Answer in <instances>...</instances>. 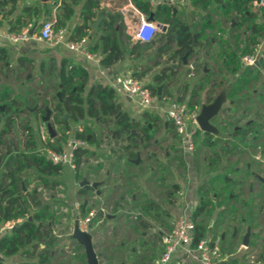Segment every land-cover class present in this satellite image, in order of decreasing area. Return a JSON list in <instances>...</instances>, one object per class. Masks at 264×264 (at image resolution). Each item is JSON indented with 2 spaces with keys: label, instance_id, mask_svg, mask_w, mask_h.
<instances>
[{
  "label": "trees",
  "instance_id": "16d2710c",
  "mask_svg": "<svg viewBox=\"0 0 264 264\" xmlns=\"http://www.w3.org/2000/svg\"><path fill=\"white\" fill-rule=\"evenodd\" d=\"M10 1L4 0L1 4L6 5ZM81 1L62 0L61 13L54 20L55 29L66 27L67 20L75 14L74 5ZM189 1L194 8L199 9L198 13H200V19L192 23L183 20L175 12L174 7L167 3L153 5L150 0H132L136 8L145 15H153L154 21L168 25V29L165 32L161 31L159 36L149 44H153V42L156 44L164 43L163 51L171 50L169 60L177 59L180 63L183 61L181 57L191 49L188 58L194 57V70H198L200 67L199 52L208 49L211 42L216 40L215 35L209 33L214 25L210 15L206 13L209 8L216 5L222 9L223 14L227 16L230 23L233 20L237 22L231 28L240 29L241 26L246 25L251 33L250 38L245 37L243 33L231 35L234 40L233 44L228 39L221 37L219 39L218 57L230 73L240 72L235 83L247 82L250 77H256V71L244 67L240 60L242 54L253 50L250 48L251 45H257L264 39V11L260 16L251 8L255 0ZM193 13L195 14L197 11H193ZM39 14V7L30 5L23 7L22 13L16 17L10 31L18 32L23 27L33 24ZM45 14L47 16L45 20H52L47 9ZM100 15H103V18L96 29L97 39L88 46V49L91 52L102 54L101 63L105 66L113 65L125 58L127 48L130 50L129 56L132 59L140 58L144 43L130 40L125 31L123 14L102 8L99 0L83 1L80 12L82 21L73 26L70 39L73 41L85 39L92 31L95 19ZM124 38H127L129 42ZM238 48L239 51H237ZM7 60V48L0 47V62L5 66ZM23 61V58H20L21 64H23ZM263 63L264 56L259 60V64L263 65ZM41 66V74L45 75L47 72V76L55 80L53 86L60 92V97L56 94L53 95L56 104L52 108L51 115L52 122L57 123L61 128L54 141L48 140V146L58 151L63 150V142L66 141L67 134L73 130L71 120L80 122V127L74 130V135L88 142V146L78 147L75 150L77 162L75 176L79 178L82 166L89 165L90 158L97 155L96 152L106 141L105 138L110 139L114 134V140H125V136L131 132L134 125L128 111L123 110V104L111 85L95 83L86 90L89 72L82 64L75 63L68 57H63L59 61L52 58L48 64L43 62ZM134 68V70H137L136 76L138 77H143L150 69L149 67L139 69L136 65H134ZM255 69L257 70L258 67ZM15 72L18 74V71ZM175 74H177V69L171 65L163 66L152 75L146 86L153 94L159 95L160 98H168L171 93L167 85L162 87L160 94H158V86L167 79L168 75L174 76ZM210 74L211 72L204 73L197 80L186 101L189 110H197L198 106L202 105V100H206L200 96V93L204 88L210 89V86L206 85V81H210ZM236 88L233 87L231 92L237 91ZM32 92L27 90L23 94L12 95V89H5L0 84V254L3 258L20 254L23 260L17 264H72L73 259L87 264L86 253L83 251L85 247L81 243L73 244L71 255L68 252L58 250L61 239L56 234L55 227L60 225L64 214L61 215L60 206H63V204L58 203L56 196L63 184L64 167L52 163L45 155L36 150L39 143L37 129L39 124L36 127L31 119L23 116L35 115L38 123L46 114V106L51 105V103L45 97L38 104H36L37 101L34 96L32 100L25 99L26 95L32 94ZM177 100L182 101V96L179 95ZM207 101L211 102L212 98ZM1 105H3V108H1ZM28 105L34 107V109L30 111ZM66 114L69 115L70 119L64 118ZM142 116L154 125L160 120L159 115H154L147 110L142 112ZM217 121L219 124L223 123L220 119H217ZM148 122L142 128L146 147L151 140V136L148 134ZM96 123L109 127V134L107 136L99 134L95 128ZM110 124H112L111 127ZM248 128V126L239 128L235 132L246 136ZM17 130L21 131L23 143L22 147L13 148L11 145L13 139L10 138V135ZM138 141L139 139L133 136L127 145H123L128 153L129 163L131 162L130 158L136 154L134 147L138 144ZM209 144L212 146L215 142ZM117 157L120 159L119 155ZM113 164L115 163H111V165ZM103 167V163H99L97 171L102 170ZM120 167H122L121 164ZM44 189L49 195V200L44 197ZM91 190H95V188L85 185L80 187L79 193L85 196ZM127 192L132 194L133 189L130 188ZM211 198H204L193 213L192 219L196 224L195 242L206 235V227L198 220V217L205 209L210 208L212 205ZM86 204L87 201H83L82 208H85ZM138 206L142 211L147 212V210L153 209L156 203L153 200H147ZM215 207L213 206V208ZM5 209H7V217H4ZM12 220L16 221L13 228L1 230L8 221ZM141 225L144 228L150 227L149 222L146 221H141ZM80 251L81 253H79ZM57 253L62 257V260L55 263L54 259ZM99 255L101 257V253ZM68 256H70V260L67 259ZM99 262L101 264V259H99ZM0 264H5L1 258Z\"/></svg>",
  "mask_w": 264,
  "mask_h": 264
},
{
  "label": "crops",
  "instance_id": "0c3cea01",
  "mask_svg": "<svg viewBox=\"0 0 264 264\" xmlns=\"http://www.w3.org/2000/svg\"><path fill=\"white\" fill-rule=\"evenodd\" d=\"M2 1L4 0H0V20L2 21L3 30H10L11 25L15 23L16 19H14L13 23L11 24L9 22L13 19L12 15L16 9H19V12L22 13L23 7L30 5L40 8L39 17L33 23L35 24L37 22L36 30L34 32L37 33L39 31L40 24H42V22L47 17L45 10L47 9L49 14H51V19L55 20L57 15L61 13L62 7V0H11L6 5H2ZM83 1L84 0L74 5L75 14L67 20L65 28L68 30L69 37L73 26L82 21L80 12ZM99 2L100 6L106 10L111 12H121L123 14L126 34L130 37V40H133V32L141 16V11L136 9V6L133 4L132 0H99ZM176 8V13H178V15L186 22L192 23L193 21H196V19H191L190 17V12L196 8L194 9V7H192L189 0H187L185 4ZM251 8H253L261 16L262 11L258 9L257 6L252 5ZM236 24L237 22L234 20L232 23H229V27H226V36L223 37L228 39L231 44L234 43V40L231 38V35H234L232 33L234 28H231V26H235ZM96 29L97 28H94L93 26L92 31L84 40V44L87 46V48L97 39L98 35ZM159 34L160 32L155 36V38L158 37ZM216 44V40L211 42V45L213 46H216ZM153 45H155L156 53L160 56V58L158 62V69H156V71L151 75L149 71L146 72V74H148L147 81L150 80L152 75L158 72L163 66L171 65L173 67V65L176 64L177 66L173 68L177 69V74L174 76L168 75L169 77H167V79L161 85H167V88L169 89L170 85L173 83V80L175 78H180L181 81L177 86L176 91L178 96L180 95L186 100L189 98L197 80L204 73L213 72L212 66L209 63V66L202 65L201 69H199L200 71L194 69L192 70L190 65L191 63H195L194 57H190L189 59L191 60H189L186 65L183 64V66L180 67L181 64L177 59L169 60L171 50L166 52L163 51L165 47L164 43L156 44L153 42ZM0 47H5L8 50V60L5 63L6 67L9 68V66H12L14 68V66L20 63V58H23V62L30 64L29 67L27 66L24 68L29 69L34 67L40 74V66L43 62L48 64L52 58H55V60L59 61L63 57H68L75 63L82 64L88 69L89 81L86 86V90H88L89 87L95 83L111 85L114 78L120 74L132 73L133 75H136L137 70H134V65H137L139 69L141 66H145V61L141 59L142 56L137 59H129L126 57L114 63L113 65L105 66L101 63V61L88 58L80 51L69 49L63 42L53 46L49 43L38 41L33 36L26 41L11 43L7 38L0 35ZM203 52L204 55L209 58L210 52L207 50ZM213 57L215 60L214 62L218 64L219 68L217 75L220 76L221 80H214L210 85V89L204 88L201 91V96L204 99L206 93L209 95L212 91H214V95H211V98L215 99L218 95H222L223 106L219 114L212 121V124L216 128V132H211V138L206 140L207 142L204 146V149L207 150H211L212 148L214 149L213 152L211 151L213 159L208 161L206 159V155L202 157L204 160L201 159V165H207L208 169L198 173L195 164H192L191 160H189L187 157V174L185 177H180L175 174L174 179L171 181V183H176L179 185L176 193L171 192V194H173L171 195L173 198H171V196H169V199L167 200H163L161 196L155 198L147 189L143 195L148 197L147 200L156 201L164 211H170L173 214L172 217L180 213H186L192 217L194 211L198 207L201 195L204 193L206 198H211L212 196V205L216 207L213 208L211 205L210 208H208L211 210H204V213H211L208 226L206 225L205 221H203V219L201 222L206 227V233L209 234H206L205 236L212 240V244L218 251L216 264H258L253 260V256H256V252L258 250L255 244V247L252 251L246 252L245 249L250 248V242L248 240V244L245 245L243 243L245 239L244 238L243 242H241L239 245V248L237 247V251H231V248L227 249V247L222 246L219 233L224 229L228 230L233 229L232 227L236 228V223H238L237 221L240 216L242 206L245 204L249 205V203L250 210L248 212L250 213L253 222H255V224L259 222L257 225L260 229L263 226L262 221L264 220V208L261 209L260 206H264V185L257 181L251 172L257 170V172L260 171V173L264 174V129L262 126L259 127V125L262 123V120L264 121V119H262L264 114V67L262 64H259L258 69L253 70L254 72L256 71V77L252 76L249 78V81L237 84L235 82L238 79L240 72L230 73L223 64L220 57ZM208 60L209 59H207L206 62H208ZM205 67L207 68L206 70ZM42 76L43 78H41V80H43L45 76L39 75V77ZM193 76H195V78ZM186 77H190L189 80H193L191 85H187V83H185V89L182 92V83ZM233 87H237V91H233L232 93L231 91ZM117 95H119V100L122 102L124 109H127L128 105H136L134 101H131L123 95ZM202 102L203 104L206 103L203 100ZM23 117H28L31 119L32 123L36 127L38 124L40 126L42 122L39 121L37 123L35 115H24ZM217 119L222 120L223 123L215 124L214 121H217ZM232 122H234L233 126L230 125ZM223 124L224 127L222 126ZM246 126L249 127V135L248 137L245 136L246 138L242 139L235 131ZM227 127L232 128L230 130L227 129ZM258 128L260 130V135L258 134L255 139H252L250 135L254 129ZM10 138L13 139L11 141L13 148L17 146L22 147L23 140L20 130H17L15 133L11 134ZM210 142H215V144L211 146L209 144ZM108 152L110 154H116L114 151ZM96 153L100 156V149H98ZM121 165L122 169L120 175L123 176L122 173L127 174V172H125V165L123 163H121ZM113 170L114 169H111L110 167L104 166L102 170L95 173V178L98 175H100V177H97V179H94L93 181H102V184L98 187L100 193L98 194L96 190L97 196L102 199H111L114 201L113 203L115 205H118L115 214L112 215V218H110L111 215L108 216L109 220L118 219L117 221H112L111 230L115 229L116 226H118L119 230L121 231H124V229H130L129 231L132 230L133 234L136 233L139 237H141L142 242L141 246L138 244L130 246L128 241L122 240L120 246L117 248L115 247V250L119 251L122 249L124 253L129 252L131 254V258L136 256L135 259L133 258L132 264H156V259L159 257L163 249V245L160 252H154L153 254L151 250L153 245L146 238V236H152L156 232L159 235L163 233L164 227L161 225V222H159L161 213L158 211L153 213L156 219H158L156 223H153L149 219V213L147 214L142 212L140 206H138L140 203H142V201H139L142 192L141 190L145 189L142 176L139 177L135 174H128L129 177L127 178V181L129 189H133L132 194H128L127 191L129 189L123 191L125 185H122V183L119 181H113L115 179H120L118 173ZM72 172L74 173V171ZM201 184H204L205 189L208 190L205 191V189H200ZM244 186H247V193H245L243 190ZM61 187L62 185L60 186V189ZM210 188L213 189L212 192L209 190ZM259 211L262 212L261 217ZM204 213L198 217V220L204 215ZM172 217L170 218L169 222L170 226L172 223ZM124 220L125 222H123ZM244 220L245 218L241 217L239 223L242 224ZM141 221L149 222L150 227H142ZM214 225L215 227H213ZM132 247H134V249H132ZM136 253H140L139 256H141L139 257L136 255ZM243 254H247L248 257L252 258L244 260L243 263H240L237 261V259ZM261 255L263 254L261 253ZM147 259H149V262ZM3 260L5 264H17L23 260V257L20 254H15L4 257ZM180 262H182V264H201L196 259L195 252H192V254L189 256H185L183 253H180L176 255L168 264H179Z\"/></svg>",
  "mask_w": 264,
  "mask_h": 264
},
{
  "label": "rangeland",
  "instance_id": "374dc122",
  "mask_svg": "<svg viewBox=\"0 0 264 264\" xmlns=\"http://www.w3.org/2000/svg\"><path fill=\"white\" fill-rule=\"evenodd\" d=\"M193 7V6H192ZM195 9V8H194ZM198 8H196L193 11H197V13L190 12V17L191 19H200V13H198ZM208 15L211 17V21L214 25V28L209 30L210 35H215L216 38V46L214 45H209L208 49H205L210 52L209 58H207L205 55H203V50L199 52L198 56H200V69L202 65H207L211 64L213 72H211L209 78L210 81H206V85L210 86L211 83L214 80L220 81L221 78L219 75H217L218 72V64H216L214 61V57H218V44H219V39L224 36H226L227 28L229 27V19L227 16H225L222 12V9L217 7L216 5L212 6L209 8L206 12ZM225 27V28H224ZM227 27V28H226ZM220 37V38H218ZM127 42L128 39L124 38ZM204 50V51H205ZM129 48L126 49V56L125 58L132 59L129 56ZM239 51V48L237 49ZM160 56L156 53L155 45L149 44V43H144L143 49H142V60L145 61V66L144 67H149L150 69L148 70L150 75L158 69L157 63L159 62ZM164 59V58H163ZM208 62H206V60ZM141 60V61H142ZM188 61L191 59H187ZM209 63V64H208ZM182 67L183 62L180 63ZM137 66V65H136ZM143 66L140 67V69L144 68ZM264 67V63H263ZM198 68V71H200ZM20 75V76H18ZM28 75H30L28 77ZM41 75L36 71V69L33 68H24L18 72V74L15 72L14 68L10 66L9 68H5L4 65L0 63V84L5 87V89L9 88L13 90L12 95L15 94H23L27 90L33 91L32 94H27L26 98L27 100H32V97L34 96L36 98V101L38 104L43 97L47 98L50 100L51 107L54 106L56 103V100L53 98V95L56 93L57 88L53 86L54 84V79L51 77L47 76V72L45 73V77L43 80H41L42 77H39ZM28 77V78H27ZM31 77V78H30ZM195 78V76H193ZM189 78H185L182 83V92L185 89V83L187 85H191L192 80H189ZM149 81V80H148ZM147 81V82H148ZM180 78H175L173 80L172 85L169 87V91L171 94L168 95V100L169 99H178V94L176 91L177 86L180 84ZM190 81V83H189ZM5 94V93H4ZM39 95V96H38ZM211 95H214V91L211 92V94L204 96L206 98V101L211 98ZM201 96V93H200ZM217 96V95H216ZM119 97V95H118ZM201 98V97H200ZM215 98V97H214ZM183 102L186 103V99L183 98ZM32 102V101H30ZM34 107H31L28 105V109L30 111L33 110ZM198 109H200V106H198ZM129 113H136L137 115H141L140 111L137 109L135 105H128L127 108ZM233 121V120H232ZM215 124H219L218 121H214ZM234 122L230 124L233 126ZM77 125H75L76 127ZM112 124H110V127ZM224 127V124L222 125ZM226 127V126H225ZM95 128L97 129L99 134H102L104 136H107L109 134L110 128L100 124L96 123ZM219 128V127H218ZM232 127H227V129L231 130ZM174 133V132H173ZM172 133V135H173ZM171 133L164 132L163 130H160L157 133V137L159 139V145L156 146H150L149 150L147 152H141L140 149H137V153L133 155L130 159V163L128 162V153L125 151L124 147H122V143L120 140H113L112 143H107L106 145L102 146L100 148V156L102 157V162L105 167H110L111 169H114L113 171H116L119 176V180H113L114 182L119 181L122 183V185H125V188H123V191L129 189L128 181L127 178L129 177L128 174H135L137 176H142L145 184V189L141 190V196L139 201H147L148 197L144 196L143 193L146 192V189L151 192V194L155 197L158 198L161 196L163 200L169 199V196L173 195L172 193H176V190L172 187L171 181L174 179V175H178L180 177H185V175L188 172V164L180 157V163L173 160H170V157L172 159L173 153L176 152V147L171 146L172 141H168V136ZM175 145H179V141L177 139L174 140ZM199 143V142H198ZM161 144V145H160ZM112 147L113 149H116L118 151V155L120 156V159H118L117 156H114L108 152L109 147ZM200 145H198V148ZM168 150L171 152L170 157L168 158L167 161L163 160L165 151ZM149 151L157 152L158 155L161 158H149ZM211 151L213 152L214 149L212 148L211 150L204 149V147H200L197 150V154L193 156L194 161H192V164L196 163V169L198 173L208 169L207 165H201V159L204 155H206V159L209 161L210 159H213ZM176 155V154H174ZM95 158V157H94ZM95 159H91V163H94ZM139 160L140 163L136 164ZM137 161V162H135ZM111 162H114L113 166H111ZM124 163L125 167V172L127 174L122 173L123 176H121V169L120 164ZM97 165H85L82 166L81 169V175L80 177H76L75 174L71 171L68 170L66 167H64V174L62 176V187L61 190L57 192V200L58 203L63 204V206H60V211L62 212V222L60 225H57L56 228V234L59 235V238L61 239L60 243L58 244V250L59 251H65L68 252L69 255H71V251L73 250V244H76L79 242V236H76L75 232V218L78 215V211L81 215H88L90 212H94L95 216L90 224V231L88 234V238L93 246L94 252L98 259H101V264H120V263H125V264H132L133 263V258L135 259L136 256L131 258V254L129 252L124 253V251L121 249L119 251L115 250L117 247L120 246L122 240H126L129 242V245H139L141 246V237H139L136 233L133 234L132 230L129 231L127 229H124V231L119 230L118 226L115 227V229L111 230L112 226V221L113 220H118V219H113L109 220L108 216L112 218V215L115 214L117 204L115 205L113 200L111 199H102L97 196V193L95 190L89 191L85 196L80 195L79 189H80V181H82L84 178H87L90 182L91 180L97 179V177H100L98 175L96 178L94 177L95 173L97 172ZM172 165H176L178 167L176 169V172H172ZM151 167L152 170H151ZM243 167V164H242ZM103 176V174H102ZM163 177H165L163 181ZM205 189V188H204ZM208 190V189H207ZM205 189V191H207ZM212 192V188L209 189ZM243 190L245 193H247V186L243 187ZM122 192V191H121ZM148 194V192H147ZM140 195V193H139ZM212 197V196H211ZM45 198L49 200V195L46 193ZM173 198V196H171ZM146 199V200H145ZM87 201V204L85 208H82V203L83 201ZM78 205L79 210H77L76 206ZM250 205V203H249ZM249 205L245 204L242 206L241 211H240V216L238 218V223L236 228L232 227L233 229H228V230H222L219 235H220V240L221 244L223 247L231 248V251H237V247L239 248V245L241 242H243V239L245 238V235L247 234L249 228H250V234H249V242H250V248L245 249L246 252H250L254 249V244L257 246V254L256 256H253V260L258 263V264H264V220L263 226L260 229L257 225V222H253L252 217L250 216V213L248 212L250 210ZM260 205V203H259ZM261 209L264 208V206H260ZM156 211L161 213V218L159 219L161 222V225L164 227V231L169 229L170 226V218L172 217L171 212L169 211H164L162 208L156 209ZM263 211V210H261ZM260 212V211H259ZM260 217L262 216V212L259 213ZM150 221L153 223H156L158 219H156L154 214H148ZM211 217V213H204V215L199 219L200 221L203 219L205 221L206 225L208 226L209 219ZM242 218H245V220L240 224V220ZM158 218V217H157ZM132 219V218H131ZM134 219V218H133ZM125 222V220L123 221ZM121 223V222H120ZM215 224V221H214ZM233 226V225H232ZM132 227V226H131ZM215 227V225L213 226ZM163 231V232H164ZM163 234V233H162ZM162 234L159 235L157 232L154 233V235H147L146 238L152 243L153 247L151 248L152 253L154 252H160L162 248ZM209 235L208 233H206ZM217 235V234H216ZM218 236V235H217ZM116 247V248H115ZM134 249V247H132ZM85 251V249L83 250ZM81 253V251L79 252ZM101 253V257L99 255ZM151 253V254H152ZM261 253L263 255H261ZM140 253H136V255L139 256ZM261 255V256H260ZM141 256V255H140ZM139 256V257H140ZM150 256V255H149ZM251 259L252 257H248L247 254L241 255L237 261L240 263H243L244 260ZM70 260V256L67 258ZM150 259V258H149ZM149 259L148 262H149ZM60 260H62V257L59 256V253H57L56 258L54 259L55 263H58ZM151 260V259H150ZM242 261V262H241ZM72 264H83L79 262L76 259L72 260ZM88 264V262H87Z\"/></svg>",
  "mask_w": 264,
  "mask_h": 264
},
{
  "label": "built area",
  "instance_id": "2783aa9c",
  "mask_svg": "<svg viewBox=\"0 0 264 264\" xmlns=\"http://www.w3.org/2000/svg\"><path fill=\"white\" fill-rule=\"evenodd\" d=\"M150 2L153 5L167 3L173 7H179L185 4L187 0H150ZM253 5L257 6L261 11H264V0H255ZM140 13L139 22L134 29L132 37L134 41L150 43L154 40L155 36L162 31L161 24L149 20L148 16L143 12ZM33 25L34 24H29L16 32L3 30L2 21L0 20V35L7 38L11 43L26 41L32 36L38 41L49 43L53 46L63 42L69 49L80 51L88 58L101 61L102 54L99 52H91L84 44L85 39L73 41L68 36V30L65 27L55 29L54 20L43 21L39 31L31 35L30 29ZM232 33L234 35L243 33L249 38L251 36L250 30L246 25L241 26L240 29H234ZM250 48L253 50L242 54L240 60L244 67H249L254 70L258 67L260 58L264 56V39L257 45H251ZM190 67L193 70L195 63H191ZM147 76L148 74L143 75V77H138L132 73L120 74L114 78L111 86L115 89L117 94L123 95L131 101H134L139 108L162 112L167 119L171 120L181 135L183 149L187 153H191L194 148V134L196 128L199 127L196 118L200 113V109L191 111L188 109L185 102L176 99L168 100L166 97L160 98L159 95L153 94L146 86ZM52 127L56 131L55 136L50 134L49 125L44 121L41 122L38 127L39 143L36 150L45 155L52 163L60 164L71 171H75L77 168L75 150L78 147L88 146V142L84 139L77 138L74 133L70 132L67 134L66 141L63 142V150L58 151L47 144L48 140L54 141V138L59 134L57 127ZM45 196L46 191L44 189V197ZM76 208L79 210L78 205ZM94 216V212H90L88 215H81L78 211V215L75 218V230H78L84 235H88L90 231L89 226ZM15 223L16 221L14 220L8 221L1 230L11 229L14 227ZM195 235L196 224L192 217L186 213L178 214L173 219L170 228L162 234L163 249L156 259V264H168L176 255L183 253L185 256H189L192 252L196 253V259L201 264H216L218 251L212 244V240L205 236L195 242ZM0 257H2L1 254ZM179 264H182V262Z\"/></svg>",
  "mask_w": 264,
  "mask_h": 264
},
{
  "label": "flooded vegetation",
  "instance_id": "af4514ba",
  "mask_svg": "<svg viewBox=\"0 0 264 264\" xmlns=\"http://www.w3.org/2000/svg\"><path fill=\"white\" fill-rule=\"evenodd\" d=\"M179 62V61H178ZM29 67L30 66V64L29 63H27V62H23V64H21V62L18 64V65H16V66H14V70L15 71H20V70H22V69H24V67ZM10 67V66H9ZM41 68H42V66H40V70H41ZM41 75H44V74H41ZM30 76V75H29ZM59 93V94H58ZM58 97H60V92L57 90L56 91V93H55ZM215 99H212V101L211 102H213ZM205 102L206 103H211V102H208V101H206L205 100ZM56 104V103H55ZM54 104V105H55ZM202 105H203V103H202ZM202 105L200 106V108L202 107ZM49 106V105H48ZM136 107H137V109L140 111V114L141 115H137L136 113H129L130 114V117H131V122H132V124L134 125V127L132 128V129H136V131L138 132V135H132L131 136V138L133 137V136H136L138 139H139V141H138V144L134 147V150L135 151H137V149H140L141 150V152H147V150H149V147L150 146H156V145H159V139H158V137L156 136L157 135V133L160 131V130H163L164 132H167V133H171L170 135L171 136H168L167 138H168V141L170 140V141H172L173 140V143H171V146H175L177 149H176V152H174L173 153V156H172V159H171V157H170V154H171V152L170 151H168V150H166L165 151V154H164V157H163V160L164 161H167L168 160V158L170 157V160L172 161L173 160V158L175 159V161H177V162H179L180 163V157L187 163V157L189 158V160H191V163H192V161H194V162H196L195 160H194V158H193V156L195 155V154H197V150L200 148V147H204L206 144V140H208L209 138H211L210 137V135L212 134L211 132H206V131H204V130H202L201 128H200V126L199 127H197L196 128V131H195V134H194V148H193V151L191 152V153H187L184 149H183V146H182V144H181V135L179 134V132L177 131V129H176V127H175V125L171 122V120H169V119H167V117L162 113V112H160V111H157V110H147V111H149V112H151L152 114H154V115H159L160 116V120L156 123V125H154V124H152V122H148L146 119H144L143 118V116H142V112L144 111V110H146V109H141V108H139V106L136 104L135 105ZM49 108H50V106H49ZM52 108L53 107H51L50 109H51V114H52ZM34 109V108H33ZM123 110H125V111H128L127 109H124V107H123ZM66 115H68V114H66ZM66 115L64 116V118H66V119H70L69 118V115H68V117H66ZM262 119H264V114H263V116H262ZM42 121V120H41ZM213 121V120H212ZM147 122H148V134L151 136V140L149 141V144H148V146L146 147V140H145V135H144V132L142 131V128H143V126L145 125V124H147ZM48 125L50 124V125H52V126H56L57 127V130H58V132L60 131V128L61 127H59V125L57 124V123H53L52 122V115L50 116V120L48 121V122H46ZM71 126H72V128H73V130L71 131V133L72 132H74V130L75 129H77V128H79L80 127V122H75V121H72L71 120ZM75 125H77L76 127H75ZM199 125V124H198ZM263 127V129H264V121L262 120V123L259 125V127ZM132 129H131V131H132ZM264 131V130H263ZM174 132V133H173ZM131 133V132H130ZM129 133V134H130ZM172 133H173V135H172ZM264 133V132H263ZM129 134H127L126 136H125V140H120V142L122 143V147H124L123 145H127V143L129 142V140L131 139H128L127 137H128V135ZM258 134L260 135V130H259V128L258 129H254L253 130V132H252V134L250 135L251 137H252V139H255L257 136H258ZM240 135V134H239ZM248 135H249V133H247L246 134V137H248ZM55 136V135H54ZM113 136H114V134H112V138H110V139H107V138H105V142L103 143V145L102 146H104V145H106L107 143H112V141L114 140L113 139ZM240 137L243 139V138H246L245 136H242V135H240ZM175 139H177L178 141H179V145H175V142H174V140ZM116 141V140H115ZM199 142V143H198ZM161 145V144H160ZM198 145H200V147L198 148ZM90 146V145H89ZM125 149V148H124ZM114 151L117 155H118V151L116 150V149H113L111 146L109 147V149H108V151ZM126 151V150H125ZM136 154H138L137 152H136ZM174 154H176V155H174ZM95 157V158H94ZM94 157H91L90 158V160H89V165H96V164H99V163H101L102 162V158H100L99 157V155H96V156H94ZM149 158H161L159 155H158V153L157 152H153V151H149ZM263 158V157H262ZM91 159H95L94 160V163H91L90 161H91ZM131 159V158H130ZM187 160V161H186ZM202 160H204L203 158H202ZM138 161V162H137ZM137 161H135V162H137L136 164H139L140 163V161L139 160H137ZM124 164V163H123ZM195 164V166H196V163H194ZM152 168L153 167H151V170H152ZM178 167H176V165H174V167H173V165H172V172L174 173V172H176V169H177ZM263 172H264V170H263ZM74 173H75V171H74ZM251 174H253L254 176H255V178H256V180L257 181H259V182H261L263 185H264V183L262 182V181H260L259 179H258V177H257V175L259 174V175H262V176H264V174L263 173H260V171L259 172H257V170H254L253 172H251ZM178 176V175H177ZM165 177H163L162 179H163V181L165 180L164 179ZM84 179H87V178H84ZM83 179V180H84ZM254 179V178H253ZM82 180V181H83ZM88 180V179H87ZM82 181H80L79 183L81 184L82 183ZM94 181L93 180H91V182L88 180V183H86V184H84V185H80V187H83V186H85V185H90V186H92L91 185V183H93ZM171 185H172V187L175 189V190H178V184H176V183H171ZM93 187V186H92ZM205 188V186H204V184H201L200 185V189H204ZM97 189L95 188V191H96ZM204 198H206L205 197V194L203 193L202 195H201V197H200V202H199V204H198V206L201 204V202L203 201V199ZM155 203H156V206L153 208V209H149V210H147V212L149 211V214H153L155 211H156V209H159V208H161L160 207V205L155 201ZM142 212H144V213H147L146 211H142ZM169 213H170V211H169ZM204 213V211L201 213V214H203ZM148 214V213H147ZM172 214V213H171ZM173 215V214H172ZM177 216V215H176ZM176 216H174V217H172V221H173V219L176 217ZM263 240H264V237H263Z\"/></svg>",
  "mask_w": 264,
  "mask_h": 264
},
{
  "label": "water",
  "instance_id": "95a60500",
  "mask_svg": "<svg viewBox=\"0 0 264 264\" xmlns=\"http://www.w3.org/2000/svg\"><path fill=\"white\" fill-rule=\"evenodd\" d=\"M175 12H177V8H174ZM19 9H16L15 12L13 13L12 17L13 19L9 22L10 24L13 23L14 19H16L17 15H19ZM103 18V15H100L95 21H94V28H97L99 23L101 22ZM149 20H154V16L153 15H149L148 16ZM139 22V20H138ZM137 22V24H138ZM161 24V30L163 32H165L168 29V25L167 24H163V23H159ZM36 26H37V22L33 25V27L30 29V34L33 35L35 30H36ZM137 26V25H136ZM191 49L188 50L185 55H183L181 58L183 60V64L186 65L188 63L187 57L188 55L191 53ZM259 64V62H258ZM177 65L174 64L173 67H176ZM207 68L205 67V70ZM169 77V76H168ZM163 85H159L158 86V94L161 93V89H162ZM59 94V93H58ZM223 106V96L222 95H218L215 100L211 103H204L202 105V107L200 108V113L197 116V122L200 126V128L206 132H216V128L215 126L212 124V120L219 114V112L221 111ZM1 108H3V105H1ZM50 116H51V109L49 108V106H46V114L42 117V121L44 122H48L50 120ZM66 117H68V115H66ZM49 132L52 136L56 135V131L54 130V128L52 127V125L49 124ZM132 135H138V132L136 131V129H132L131 133L128 135V139L131 138ZM113 151V150H112ZM258 179L260 181H262L264 183V176L262 175H257ZM88 183L87 179H84L82 181V183L80 184L81 186ZM102 184V181H94L93 183H91V185L97 189L98 194L100 193V191L98 190V187ZM25 189V186L23 187ZM9 201V200H8ZM4 217H7V209H5V215ZM76 232V236L78 235L81 236L79 237V242L81 244L84 245L85 247V253H86V257H87V262L88 264H100L98 257L96 256L93 246L89 240V238L87 237L88 235H84L82 233H80L78 230H75ZM249 234H250V230H248L245 239H244V244L247 245L248 244V240H249ZM1 259H3V257H0ZM124 264V263H122Z\"/></svg>",
  "mask_w": 264,
  "mask_h": 264
}]
</instances>
